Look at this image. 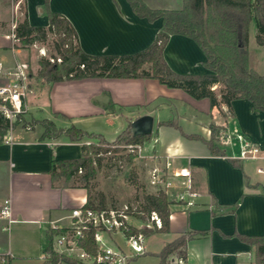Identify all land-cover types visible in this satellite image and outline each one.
I'll list each match as a JSON object with an SVG mask.
<instances>
[{"label": "crops", "instance_id": "0c3cea01", "mask_svg": "<svg viewBox=\"0 0 264 264\" xmlns=\"http://www.w3.org/2000/svg\"><path fill=\"white\" fill-rule=\"evenodd\" d=\"M144 1L154 8H180L182 5V0ZM23 2L32 25H49V17L43 9L45 0ZM50 8L71 21L81 47L90 54H126L142 50L153 42L162 26L160 18L150 21L135 13L128 0H50ZM258 48L264 50L262 46L258 45ZM19 55L20 51L11 49L6 43L0 45V59H5L7 65L12 66ZM164 57L178 73L210 72L204 64V51L193 38L183 34L170 36ZM221 87L222 84L218 83L212 89L217 91ZM35 90L40 96L47 97L45 105L40 104L42 102L35 104L39 114L43 115L48 110L50 117L46 118L52 117L58 127L80 124L85 133H90L92 119L99 118L109 122L117 120L122 132L132 118L143 113L153 114L155 123L173 119L176 115L185 133L201 135L206 139L211 137V123L217 125L223 132L218 144L224 155L211 154L205 142L185 136L174 126L160 125L157 141L144 144L149 153L159 157L141 159L135 156L143 165L141 178L144 173L147 182L151 167L163 164L165 159L172 160L175 165H188L202 193L201 204L195 208L172 202L170 231L155 233L162 234L161 250L183 232L208 230L207 234L197 235L188 241L184 264H255L254 246L234 234H264V172L257 170L264 166L254 163L257 159L234 158L238 147L227 145L224 140L227 135L242 134L264 149V110H255L247 98L233 100L232 108L223 102L212 107L209 98L196 99L183 89L168 87L156 78L65 79L45 82ZM219 91L218 99L221 97ZM170 99L173 107L169 106ZM25 102L31 117L45 118L31 110L28 95ZM156 102L159 105L153 108ZM136 105L140 107L136 108ZM168 109L166 118L159 117L161 111ZM58 113L68 118L59 117ZM42 132V127L38 125L33 128L16 127L8 134L11 141L3 138L0 143V204L10 198L15 219L12 225L20 221L33 223L39 225V230L43 225L48 237L50 220L63 219L71 208L82 206L89 199L86 186L75 175L77 172L56 177L50 172L53 160L81 157L87 138L71 140L65 134L41 138ZM118 134L109 140L115 139ZM168 154L171 155L169 158ZM231 159H238L242 166H235ZM256 183L258 186H254ZM236 201L239 203L234 212L212 213L216 203L229 206ZM2 232L0 229V244L10 248ZM115 240L119 246L126 247L120 234L115 236ZM14 256L12 264H42L40 256Z\"/></svg>", "mask_w": 264, "mask_h": 264}, {"label": "trees", "instance_id": "16d2710c", "mask_svg": "<svg viewBox=\"0 0 264 264\" xmlns=\"http://www.w3.org/2000/svg\"><path fill=\"white\" fill-rule=\"evenodd\" d=\"M131 7L141 17L150 21L158 18L162 26L153 42L146 48L126 54H90L80 45L77 30L71 21L62 13L50 8V0H45L43 9L49 17V25H32L27 17L24 3L23 19L18 22L14 34L24 45L36 42H45L53 36L56 55L60 63L51 61L42 56L39 59V74L47 82H56L65 79H81L86 77H143L156 78L168 87L181 88L196 99L209 98L211 106L221 102L232 108V101L238 98H247L255 110H264V71H257L250 62V27L254 22L257 28L256 43L264 47V0H182L180 8H154L144 0H128ZM183 34L193 38L206 54L205 66L209 73L188 74L174 71L164 57V49L172 34ZM222 84L221 97L212 87ZM123 108V106H119ZM140 107L139 105L135 106ZM26 111L19 112L16 120L11 121L0 112V143L10 127L17 125L24 117ZM59 117L68 118L63 113ZM42 126L41 138H55L61 134L67 135L71 140H81L85 136H98L106 140L102 133H85L83 129L72 124L69 127H58L53 119L42 118L37 120ZM160 125H171L179 129L189 138L200 139L207 144L211 154L224 155L219 141V127L211 123V137L206 139L201 135L187 134L173 119L157 122L154 134H158ZM152 134L133 136L128 128L116 137L117 141L125 143H144ZM93 153L98 154L102 148L92 146ZM108 150V149H105ZM132 162V154L129 155ZM235 166L241 167L238 159H231ZM94 162L99 164L100 157L86 156L84 153L79 158L53 160L50 170L53 177L58 175L69 176L72 172L86 168L85 179L95 174ZM133 183L138 184V174L133 170L130 174ZM247 184H249L247 180ZM258 186V183L254 184ZM104 198L98 206L104 207ZM166 193L162 190L146 192L134 209L129 207V212L134 217L150 221V215L155 211L162 221V226L137 228L129 227V234L142 232L150 235L155 232L170 231V204ZM239 201L225 206L215 204L213 214L218 212H234ZM86 206H94L88 199ZM208 230H189L181 233L175 239L165 244L154 255L159 258L158 264H180L176 259L186 260L188 241L197 236L207 234ZM242 240L250 243L255 248V264H264V234L245 235L235 233ZM85 246L95 250L94 239L89 237ZM45 252L48 254L43 264L58 263L65 260L70 264L75 262L66 256L57 253L49 242ZM146 253V252H145ZM16 257L9 259L10 264Z\"/></svg>", "mask_w": 264, "mask_h": 264}, {"label": "built area", "instance_id": "2783aa9c", "mask_svg": "<svg viewBox=\"0 0 264 264\" xmlns=\"http://www.w3.org/2000/svg\"><path fill=\"white\" fill-rule=\"evenodd\" d=\"M15 51L20 50L16 48ZM29 80V65L25 58L17 57L12 66L0 59V112L11 121L26 108ZM4 138L7 142L11 141L8 134ZM224 143L238 147V154L233 155L234 158L264 159V149L261 145L245 135H227ZM144 144L145 142L129 143L127 147L141 159L159 157L153 152L149 153ZM167 156L169 158L171 155ZM257 170L264 172V167H259ZM148 183L155 191H164L171 202L180 203L186 208H195L201 204L202 193L196 186L192 170L188 165H175L172 160L165 159L163 164L151 167ZM129 207L132 206L125 204L122 207H100L84 204L71 208L63 219L50 220L48 240L40 255L42 264L48 257L45 249L49 242L54 251L73 260L75 264H130L133 259L145 254L146 235L142 232L133 234L127 232L133 225L129 221V218L133 217L127 212ZM14 221L11 199L6 198L0 204L1 231L8 232ZM150 222L153 227L162 226L161 218L155 211L150 215ZM117 234L122 236L126 247L117 244L115 240ZM89 237L94 239L96 245L94 251L89 250L84 244ZM12 257L15 256L11 249L0 244V264H8ZM176 260L180 264L185 263L182 259ZM51 264L70 263L62 260Z\"/></svg>", "mask_w": 264, "mask_h": 264}, {"label": "rangeland", "instance_id": "374dc122", "mask_svg": "<svg viewBox=\"0 0 264 264\" xmlns=\"http://www.w3.org/2000/svg\"><path fill=\"white\" fill-rule=\"evenodd\" d=\"M23 11V0H0V45L6 43L13 50L16 48L20 50L21 55L19 56L25 58L28 62L29 71L31 73V78L29 80V83H31L29 84V87H31L28 91V100L30 105H32L31 110L40 117H50L48 110H46L42 115L39 114V111L35 107V104L40 102H42L40 104L45 105L44 102L47 100L46 96L43 94V96H40L41 94L38 90H35L36 87H40L47 82L45 78L39 74L40 66L38 61L42 56L48 57L51 61L57 63H60L61 59L59 60V57L53 56L54 54H57L54 46L55 38L53 36H50L45 42H36L31 45H24L15 37L14 29L16 24L23 19ZM256 32V25L252 22L250 27L251 44L249 46L250 62L257 71L262 73L264 71V50H262V48H258V44H256ZM3 61L5 62V59ZM221 88L217 91H221ZM32 90H35V92ZM217 91L215 90L216 94ZM168 103L170 104L169 106L173 107L171 105V103L173 104L171 99ZM154 105L155 107L153 108H156L159 103L156 102ZM25 111L26 113H24L23 119L14 127H10V131L16 127L33 128L35 125H38L40 128L42 127L37 122V120L42 118L35 119L31 117L26 108ZM169 111V109L161 111L159 117L166 118L165 116H167ZM173 116L175 117L173 118ZM173 116V120H175L183 130L177 116ZM15 120L16 117L13 118V121ZM92 124L93 125L89 126V132L103 133L108 139L105 138L106 140L103 141L98 136H86L87 142L84 154L93 158L100 157L101 162L99 164L94 162L96 169L95 174L89 178L85 179L84 177L88 171L84 167L76 170L75 172L77 173L75 175L79 177V182L86 186L89 199L94 203V205H99L101 198H104L105 206L122 207L125 204H128L132 207H137L139 201L143 198L144 193L148 191H155V189H152L149 186L146 178L144 177V173L141 178V171L143 169L142 163L135 159L134 152L129 151L127 147L129 143L117 141L116 138L109 140L121 132L120 125L117 120L109 122L105 118L92 119ZM79 125L80 124L76 126L79 127ZM156 126L157 122L155 123L154 131ZM154 131L152 136L145 142L155 143L157 138ZM221 133L223 134V132L219 129L220 136H222ZM7 134H9V131ZM93 145L101 147L102 150L98 154H94L92 149ZM130 154L133 156L132 162L129 161ZM254 163L264 166V159H257ZM133 170L138 174V184L133 183L130 179V174ZM129 221L135 224L137 228L142 229L146 227H153L150 221H143L133 217H130ZM38 226L39 225L37 224L20 221L15 222L8 232H2V235L4 236L3 238L9 243L13 255L38 257L42 254L41 247L47 243L48 237L45 234V230H43L44 226L42 225V230H39ZM160 237H162V234L152 233L150 235H146V253L133 259L130 264H157L158 259L154 253L160 250Z\"/></svg>", "mask_w": 264, "mask_h": 264}, {"label": "water", "instance_id": "95a60500", "mask_svg": "<svg viewBox=\"0 0 264 264\" xmlns=\"http://www.w3.org/2000/svg\"><path fill=\"white\" fill-rule=\"evenodd\" d=\"M155 117L151 113H143L128 122V130L131 135H147L154 131ZM104 264V263H96Z\"/></svg>", "mask_w": 264, "mask_h": 264}]
</instances>
